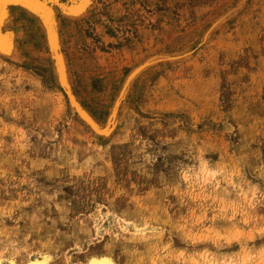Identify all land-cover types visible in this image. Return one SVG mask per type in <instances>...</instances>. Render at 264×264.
<instances>
[{"label": "rangeland", "instance_id": "obj_1", "mask_svg": "<svg viewBox=\"0 0 264 264\" xmlns=\"http://www.w3.org/2000/svg\"><path fill=\"white\" fill-rule=\"evenodd\" d=\"M10 4L2 264H264V0Z\"/></svg>", "mask_w": 264, "mask_h": 264}, {"label": "crops", "instance_id": "obj_2", "mask_svg": "<svg viewBox=\"0 0 264 264\" xmlns=\"http://www.w3.org/2000/svg\"><path fill=\"white\" fill-rule=\"evenodd\" d=\"M11 1V0H9ZM26 3H30V2H34V3H38V2H42V0H23ZM9 9L11 10V15L10 18L7 19L6 24L0 29H1V35H0V40L2 42L3 36L6 34L7 31H11L10 27L8 26L13 20H16L17 17L22 16V13L25 14L26 16H30L31 18H39L42 19V16L39 13H33L35 15H32L30 12L33 11H29L27 8H25L24 6H22L21 4H10L9 5ZM1 49V47H0Z\"/></svg>", "mask_w": 264, "mask_h": 264}, {"label": "bare ground", "instance_id": "obj_3", "mask_svg": "<svg viewBox=\"0 0 264 264\" xmlns=\"http://www.w3.org/2000/svg\"><path fill=\"white\" fill-rule=\"evenodd\" d=\"M2 263L3 262L0 259V264H2ZM12 264H16V263L12 262ZM30 264H45V263L43 261L37 259V260L32 261ZM97 264H112V263L109 260H107V259H101V260L98 261Z\"/></svg>", "mask_w": 264, "mask_h": 264}, {"label": "snow or ice", "instance_id": "obj_4", "mask_svg": "<svg viewBox=\"0 0 264 264\" xmlns=\"http://www.w3.org/2000/svg\"><path fill=\"white\" fill-rule=\"evenodd\" d=\"M5 2V0H0V5H2Z\"/></svg>", "mask_w": 264, "mask_h": 264}]
</instances>
